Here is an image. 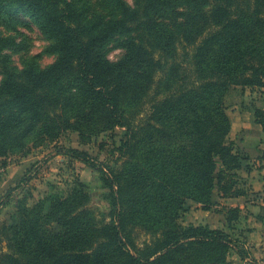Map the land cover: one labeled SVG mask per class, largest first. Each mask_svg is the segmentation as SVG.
Listing matches in <instances>:
<instances>
[{"label":"trees","instance_id":"obj_1","mask_svg":"<svg viewBox=\"0 0 264 264\" xmlns=\"http://www.w3.org/2000/svg\"><path fill=\"white\" fill-rule=\"evenodd\" d=\"M174 1L206 8L176 31L142 29L140 16ZM98 2L107 10L89 12L78 0H0V9L29 14L58 53L45 68L15 69L2 54L15 40L0 29V157L51 145L56 154L85 156L60 146L68 130L90 143L124 127V154L134 159L108 178L117 224L98 225L81 184L72 201L53 194L48 211L45 201L22 203L15 223L0 224V264H228L217 250L233 246L229 231L178 221L190 200L211 210L216 190L222 198L247 192L238 173L244 155L229 139L226 97L232 88H264V0ZM135 29L138 38L127 42L122 60L100 53ZM254 115L264 129V109ZM220 211L232 229L240 208ZM132 224L163 229L161 246L132 253Z\"/></svg>","mask_w":264,"mask_h":264},{"label":"rangeland","instance_id":"obj_2","mask_svg":"<svg viewBox=\"0 0 264 264\" xmlns=\"http://www.w3.org/2000/svg\"><path fill=\"white\" fill-rule=\"evenodd\" d=\"M78 1L79 5L89 12L94 7H100L102 12L107 10L98 2L99 0ZM127 2L132 4L134 0H127ZM205 8L206 6L203 7L201 3H197L193 7L183 6V3L174 1L171 5L155 9L149 15L140 16L139 25L149 33L151 30L162 34L165 25L172 31H176L179 22L195 17L196 11ZM245 8H249L248 5ZM0 29L4 35L15 40L13 46L2 51V54L9 60V64L15 69H22L30 63L45 68L56 60L58 53L52 47V38L41 30L39 24L29 14L14 8L0 9ZM135 38H138L136 29L104 43L100 48V53L113 61H120L127 54V42ZM127 80L125 76L121 79L122 84L128 87ZM127 91L128 88H126V93ZM241 92L240 87L230 89L226 102H237L240 100ZM123 98L124 104L131 106V101L126 96ZM125 132L124 127H116L110 132L94 136L88 143L82 141L78 131L68 130L62 136L60 146L78 148L86 153L85 156L56 154L57 149L51 145L36 148L25 157L20 155L0 157V169L5 162L23 165L21 179L0 196V224L15 223L18 220V209L22 203L33 207L40 201H45L47 203L46 211H48L49 202L47 200L53 194H63L66 200L72 201L73 196L70 195L73 189L78 188L80 184L89 196L88 202L96 215L98 225L117 224L118 218L114 217L116 200L108 178H113L114 172L123 168L128 159H134L132 154H124L125 148L121 141L125 137ZM1 174L3 175V171L0 172V176H2ZM189 208L190 206L185 212H189ZM220 208L218 207L217 210ZM185 212H182L178 222L182 225L200 224L198 222L200 219L195 214H190V212L185 214ZM131 227L134 228L132 233L134 245L128 248L136 255H147L158 249L166 236L165 233L162 234L163 229L154 232L138 224H132ZM51 228L59 230L56 223H52ZM230 233L233 246L231 245L228 249L223 247L217 251L220 252V255L225 252L228 264H242L239 251L235 249L239 238L235 237L233 232L230 231ZM3 245L6 247V242ZM256 260L254 259V261ZM248 263L258 264L257 261Z\"/></svg>","mask_w":264,"mask_h":264},{"label":"crops","instance_id":"obj_3","mask_svg":"<svg viewBox=\"0 0 264 264\" xmlns=\"http://www.w3.org/2000/svg\"><path fill=\"white\" fill-rule=\"evenodd\" d=\"M240 88V100L227 103L226 111L232 123L229 139L241 148L244 155L238 173L247 192L239 197L222 198L216 190L213 194L215 205L211 210H204L192 200L187 206H190V214L200 219V224L231 231L239 238L235 249L239 251L242 264H249V261L264 264V158L261 157L264 152V129L254 115L256 109H264V88ZM22 167L19 163L3 164L0 169V172L3 171L0 176V196L21 179ZM223 206L240 208V216L232 229L225 214L217 210Z\"/></svg>","mask_w":264,"mask_h":264}]
</instances>
